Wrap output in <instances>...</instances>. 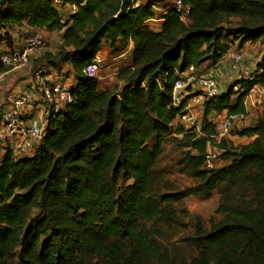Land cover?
Masks as SVG:
<instances>
[{"label": "trees", "instance_id": "obj_1", "mask_svg": "<svg viewBox=\"0 0 264 264\" xmlns=\"http://www.w3.org/2000/svg\"><path fill=\"white\" fill-rule=\"evenodd\" d=\"M52 1L0 0V28L26 24L61 32L58 52L41 61L54 69L69 64L77 76L72 103L49 115L35 154L16 159L7 152L2 160L0 264H84L86 256L112 264H175L157 243L158 225L178 224L171 203L215 189L223 194L216 210L223 217L209 232L199 227L187 239L200 252L190 264H264V112L254 126L237 131L253 139L234 149L223 140L216 148L229 163L207 169L213 125L205 122L196 136L175 124L183 107L172 106L177 72L217 67L235 45L264 46V0H182L190 21L170 9L159 31L148 22L167 0H142L140 6L132 0H64L79 6L66 24ZM104 42L114 52L133 43L132 72L120 92L100 88L84 73ZM254 86L264 88V49L252 78L237 79L204 102L202 117L245 113ZM174 133L190 147L187 165L197 185L156 193L153 171Z\"/></svg>", "mask_w": 264, "mask_h": 264}, {"label": "built area", "instance_id": "obj_2", "mask_svg": "<svg viewBox=\"0 0 264 264\" xmlns=\"http://www.w3.org/2000/svg\"><path fill=\"white\" fill-rule=\"evenodd\" d=\"M53 6L59 11L60 21L66 24L71 16L77 13L78 4L53 0ZM134 6H140L142 0H132ZM82 5L84 4L81 3ZM174 9L180 20L184 23L190 21V7L182 0L161 1L155 7L160 10V17L168 10ZM157 12L151 20L157 18ZM46 40L42 31H35L23 47L0 53V66L5 71L26 68L30 63V56L35 50L43 48ZM243 47L233 46L226 54L223 62L235 73L237 79L249 80L252 70L244 65ZM102 56L97 53L92 61L85 67L84 73L90 78H99V70L103 64ZM55 70L43 63L34 68L33 79L28 90L12 98L7 107L0 108V165L7 152H11L16 159L31 157L35 154L42 138L46 134L47 120L53 112H60L67 108L73 101L70 86L53 82L47 84L45 78ZM177 77L172 90V106H182V112L177 115L175 124H181L186 130L203 135L204 123L213 125L214 135L208 143L205 168L218 167L219 150L216 145L226 138H230L236 131H241L244 123L250 120L251 113L228 115L226 112H211L205 118L200 117L193 107H198V112L203 110L204 102L222 94L225 90L221 81L211 72L200 71L194 65L176 73ZM257 86L250 89L247 98ZM262 90L264 88L260 87ZM238 89L237 86L234 87ZM247 100L245 99V105ZM35 111L37 113H35ZM239 129V130H238ZM236 132V133H235Z\"/></svg>", "mask_w": 264, "mask_h": 264}, {"label": "rangeland", "instance_id": "obj_3", "mask_svg": "<svg viewBox=\"0 0 264 264\" xmlns=\"http://www.w3.org/2000/svg\"><path fill=\"white\" fill-rule=\"evenodd\" d=\"M263 49V45L258 42L255 44L247 43L243 46L244 58L246 52H251L255 57ZM131 59H126L120 66V71L115 73V80L110 82L100 80V88H118V92L127 82L126 77L132 72ZM226 64L220 63V65ZM219 65V67H220ZM204 71L215 70L216 66L210 67L209 63L202 65ZM229 69V68H228ZM106 68L101 66L99 76H106ZM231 79L222 82L225 86L224 92L228 87L234 84L237 80L236 74L229 69ZM215 75V74H214ZM235 91V89H234ZM249 98H246L248 101ZM252 111L249 121L244 123L240 130L254 126L257 119L264 112V93L256 92L254 94V102L250 105ZM239 130V129H238ZM237 132V131H236ZM235 132V133H236ZM233 134L231 138L236 137ZM242 135H237L235 142L231 138H226V142H230L233 149L245 143V140L240 139ZM232 140V141H231ZM190 151V147L186 145V141L182 134L168 135L163 143V152L159 156L156 166L153 171V184L156 193H181L190 187L197 185V180L191 175L187 165L186 152ZM218 166L222 167L229 163L230 158L227 154L219 150ZM193 154L195 152L193 151ZM223 202V194L220 189H215L209 195L190 194L183 196L179 201L171 203L170 206L175 210L178 224L172 227L159 224L161 231L160 237H157V243L163 250H168L175 264H190L194 258L199 257V251L192 246L187 239L194 237L197 229L200 227L204 233L210 231L212 225L222 219L223 215L217 213V208ZM216 258L217 254L212 255ZM12 263L17 261L16 256L11 257ZM84 264H112L111 262L97 257L86 256ZM213 264V263H212Z\"/></svg>", "mask_w": 264, "mask_h": 264}, {"label": "crops", "instance_id": "obj_4", "mask_svg": "<svg viewBox=\"0 0 264 264\" xmlns=\"http://www.w3.org/2000/svg\"><path fill=\"white\" fill-rule=\"evenodd\" d=\"M157 18L155 20H150L148 23L154 31H159L162 27L163 18L160 17L161 11L158 10ZM35 31H42L46 40V45L43 48L37 49L34 53L30 56V63L29 66L19 70H9L5 71L4 69L0 70V108L7 107L12 98L19 96L24 91L28 90L31 86V82L33 79L34 68L38 65L43 64L45 62L41 61L42 57L46 53L55 54L58 52L59 47L63 41L62 33L59 31H52L48 32L45 30H37L29 27L26 24L21 26H15L9 28L7 30L0 28V53L1 52H8L16 48L23 47L28 39L33 35ZM235 43H238L237 41ZM247 42L243 45L246 46ZM116 47L120 48V44L117 43ZM264 49V46H263ZM263 49L258 52V55L255 57L251 52H246V57L244 58V65L249 69H254L256 63L260 61ZM133 51V43L129 42L128 46L124 49H119L117 51H113V49L103 43L99 54L103 58L102 66L106 68V76L101 77L99 76L98 82L100 84V80H104L110 82L115 80V73L120 71L119 66L126 60V59H133L132 56ZM221 63H224L223 61ZM132 64V62H131ZM229 67L227 64H222L217 66V69L213 70L216 77L222 82L231 79L229 74ZM55 70L52 74H48L45 78L47 84H52L53 82H59L60 84L74 87L77 83V76L74 73L71 65L65 64L61 67V69H54L52 66L50 70ZM224 86V85H223ZM225 88V86H224ZM256 92H263L260 86H257L252 94L248 97V101L246 102V110L252 111L250 105L254 102V94ZM197 105V104H196ZM193 105L196 113L202 117L201 112H198V107ZM35 113H37L35 111ZM237 137V135H235ZM231 138L234 142L235 139ZM240 139L245 140V143L250 142L253 138L243 135L239 137ZM231 140V141H232Z\"/></svg>", "mask_w": 264, "mask_h": 264}]
</instances>
